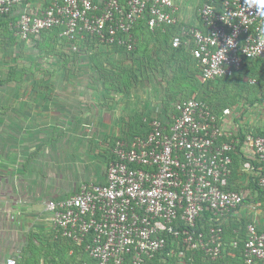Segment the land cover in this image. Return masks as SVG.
I'll use <instances>...</instances> for the list:
<instances>
[{"label": "built area", "instance_id": "built-area-1", "mask_svg": "<svg viewBox=\"0 0 264 264\" xmlns=\"http://www.w3.org/2000/svg\"><path fill=\"white\" fill-rule=\"evenodd\" d=\"M176 1L0 0V17L9 16L8 27L24 42L56 29L69 41L127 51L134 48L132 31L141 20L151 30L176 26L170 44L183 45L197 61L202 82L241 75L245 63L264 61V18L254 7L241 11L243 0H197L201 24L183 25ZM243 80L258 83L253 76ZM231 110L228 105L218 113L191 96L178 100L167 119H149L146 133L117 137L104 182H83L74 194L46 202L51 233L71 241L93 264H149L170 236L212 260L224 252L235 257L226 250L241 242L233 264H264V222L252 218L244 229L232 230L230 241L223 239L225 217L247 200L229 186L231 154L242 130L225 126ZM242 138L262 162L257 182L264 192V132L244 131ZM244 166L253 168L250 162ZM255 193L252 211L264 206L263 193ZM9 261L16 264L15 257L4 264Z\"/></svg>", "mask_w": 264, "mask_h": 264}, {"label": "rangeland", "instance_id": "rangeland-1", "mask_svg": "<svg viewBox=\"0 0 264 264\" xmlns=\"http://www.w3.org/2000/svg\"><path fill=\"white\" fill-rule=\"evenodd\" d=\"M189 7V16L197 18L199 15L198 3L196 8L192 3ZM182 23L183 25H188L187 22ZM174 32L175 31H170L168 33L169 41ZM37 40L38 42L19 41L11 38L7 32L5 33V31L2 33L0 32V79L5 81V84H0V145L4 143L6 144V138L9 134H13L15 129L19 130L22 128V126L13 125V121L26 123L27 113L33 112L24 109V103L34 101L35 107H40L43 103L36 106V101H53L54 98H59L60 100H57L61 101L60 103L62 105H65L64 103H66L67 105L65 106L67 108H75L77 107L76 99L79 95V106L72 110L77 111L80 114L82 113L85 117H88L89 115L92 116L91 119H84L83 123L78 125L76 129L77 131L78 128L80 130L83 128L84 132L81 135L85 136L84 141L79 140L81 146L79 143L77 146V149L80 151L79 158L81 161L79 162L82 163V166L87 167L92 171L95 170L100 174H104L109 163L107 157L110 156V144L114 139L121 135L127 136L128 134H131V120L129 119H133V117L140 114V116H142V114H148L149 117H151L157 111H161V113H169L178 100L184 99L177 96V89L179 90L177 87L179 83L182 85V82H179V78L182 77L184 80L186 71L182 70L183 68L179 71H172L173 69L166 65L165 56H161L160 46L154 48L152 45V47H150L152 55L151 64L145 63L141 66L134 65L132 60L125 58L122 55L119 56V54L114 53L118 55V58H114L113 54H111L110 58L116 63L111 64L106 62L105 67L103 66L106 69V75L101 76V72L93 67L89 58L95 53L106 52L110 54L112 52L94 46L92 47V50L88 52V50H90L89 47L91 46H87V48L82 46L81 48L79 46L74 47L71 44L65 45L64 42H60L58 38L54 37V34H40ZM109 54H106V56ZM67 59L69 60L65 62ZM62 60H64V63L66 64H64ZM152 61L154 62L152 63ZM136 67H141V69H136ZM127 69H132L130 72L134 71L133 73L136 74V78L128 81L125 80L127 85H123L122 81L118 80L119 73H122L124 77V72ZM95 71L98 74H96ZM256 73L257 75L261 74V72L258 71ZM20 74L24 76V81L21 84H17L12 80L13 78L11 79V82L6 81L9 80V77H18ZM40 75H44L45 77L38 78ZM55 76L57 78L53 79L52 77ZM173 76H175L176 79H173ZM105 77L106 83L104 82ZM258 80L259 84L263 81L262 77H259ZM103 83H105L106 87L103 86ZM29 86L32 87V92L34 93L29 94ZM54 86H60V89L61 87L64 88L54 92V90H51ZM258 86L261 91L264 84ZM36 87L37 89L34 90ZM106 88H111V90L107 91ZM253 88L254 87L249 88L246 85V87L239 90L234 86L233 91L231 92V98L239 93L243 94L244 97H237L236 100H234V102H237L229 105L232 107H238V110L243 107L251 108L252 105L249 104L246 98L248 95H250L249 98H251V100L254 98L253 94L250 93ZM79 90L81 91L80 94H74ZM46 91L48 93L44 95V92ZM41 93H43V95L39 96ZM262 94L264 95V90L262 91ZM257 95H259V93H257ZM186 96L191 97L192 94L188 96L186 93ZM256 101L261 103V100ZM8 106H10V108H8ZM106 108L108 109V112L106 111ZM262 109H264V107ZM102 113H109L112 115L114 118L111 120L116 121V123H110L109 125L106 124V122L102 120L103 118H106V115L102 116ZM44 114L42 113L41 116L49 119L50 114L48 115V112L46 115ZM251 117L254 118L256 123H263L262 111L260 109L257 110V107H255V111L252 113ZM79 122L81 123V121ZM136 123H138V121ZM22 131L23 129L21 132ZM62 132L66 133L67 129L63 127ZM70 133V130L68 136L65 134L62 136L59 133L58 137L62 138V141L64 142H61L64 145L66 140L69 139L70 145H72L70 149H72L75 148L73 145L76 141L71 140ZM108 138L110 140L107 144L106 140H108ZM5 155L6 154L3 153V160L5 159ZM66 162L67 158H63L57 167L59 170L61 169L60 172H62V174L71 175L75 170L70 169V165ZM8 167H10V165ZM16 183L17 179L16 176H14L10 181H7V183L5 182V189L10 187V185L14 187ZM7 193V191H0V195H3V199L5 200L3 204H0L1 208L7 209L10 201H12V196L8 198V196H6ZM254 199L255 197L252 196L249 200H246V205L250 206L251 204L252 206ZM1 201L2 200H0V203ZM21 207L28 210L27 206H16L15 204L12 206V208L16 210H20ZM256 208L257 210L254 209L256 213L259 209L264 211L263 204ZM26 215L27 214L25 213L24 217ZM24 217L21 216L20 218H17L18 225H20L22 220L28 226H36L34 222L29 225L30 220H24ZM250 217L244 216L246 224L251 222L252 219L250 220ZM48 222L50 223L48 232L51 233L52 226L50 221L41 222L38 226H43L44 224H48ZM20 226L22 227V225ZM32 231L35 232L36 230L30 229L25 235H22L20 232H14L12 238L15 242H17L19 237L21 243H23V240L25 243H29V233ZM28 234L29 236L27 237ZM40 236L45 239L49 234H47L46 237L43 235ZM174 256L175 255H172V257ZM84 257L88 259L87 255H84ZM183 263V259H180L179 255L169 261V264Z\"/></svg>", "mask_w": 264, "mask_h": 264}, {"label": "crops", "instance_id": "crops-1", "mask_svg": "<svg viewBox=\"0 0 264 264\" xmlns=\"http://www.w3.org/2000/svg\"><path fill=\"white\" fill-rule=\"evenodd\" d=\"M191 3L194 4V7L196 8L198 1L177 0L175 15L180 23L187 22L188 24L200 25L201 22L199 15L197 18L189 16V6ZM2 29H4L3 26ZM73 44L74 47H80L83 45L80 43ZM85 45L91 46L89 44L87 45L86 43ZM106 51L112 52L109 55L113 54L114 58H118L117 54H119V56L122 55L118 52H113V50H110L109 48H106ZM161 56H164L163 52L161 53ZM257 62L259 63V61H253V63ZM251 64L252 62L245 66V69L248 72H250ZM43 77L45 76L40 75L38 78ZM52 78L56 79L57 77L55 76ZM29 87V94L34 93L32 92V87ZM63 88L64 87H61V89ZM59 89L60 86H54V88L51 90H54L55 92ZM106 90L109 91L111 88H106ZM263 90L264 88L262 91ZM80 92L81 91L79 90L74 94H80ZM46 93L48 92H44V95ZM42 95L43 93H41L39 96ZM261 95L262 93H259V96ZM177 96L179 97V94H177ZM57 99L59 98H54L53 101H36V106L43 103V105L40 107H35L34 101L24 103V109H28L33 112L27 113L26 123L13 121V125H19L22 126V128L19 130L15 129L14 133L9 134L6 138V144L4 143L5 145H0V191H7L8 193L6 196H8V198L12 196V201H10L7 209L1 208L0 206V264H4L7 258L15 257L23 250L25 241L23 240V243H21V240L18 237L17 242H15L12 238L14 232H20L22 235H25L28 230L33 229L36 231H32L29 234H33V236L35 235L39 240L43 239L40 235L46 237L47 234H50L48 232V229L50 228L49 222L43 226H38L41 222L49 221L48 214L45 210V204L49 199H62L68 197L74 194L79 188L80 184L83 182L101 183L105 180V173L100 174L95 170L92 171L89 168L82 166V163L79 162L81 159L79 158L80 151L77 149V146L78 143L81 146L79 140L84 141L85 136L81 135L84 132L83 128L81 130L78 128L77 131L76 129L78 125L83 123L84 119H91L92 116L89 115L88 117H85L82 113L80 114L77 111L72 110L78 108L79 106V95L76 99L77 107L75 108H67L65 106L67 105L66 103H64L65 105H62L60 103L61 101H59L60 99ZM263 102L264 95L261 98V103L256 101L254 104H252L251 108L243 107L242 109L238 110V107L231 106V113L225 119V126L227 129L230 132L237 128L253 133H255L257 129L264 131V109H262L264 107ZM255 107H257V110L260 109L262 111L263 123L261 124L256 123L254 118L251 117L252 113L255 111ZM8 108H10V106H8ZM173 109L174 105L171 111ZM106 111L108 112L107 108ZM47 112L48 115L50 114L49 119L41 116L42 113H45L44 115H46ZM169 114L170 112L161 113V111H157L151 117H149L148 114H142V117L140 114L129 120H131L132 125H137L138 123L136 122L141 119H151L152 117L167 119ZM103 115H106V118L102 119L106 122V124L109 125L110 123H116V121L111 120L114 117L109 113H102V116ZM79 121H81V123ZM63 127L67 129L66 133L62 132ZM22 129L23 131L21 132ZM69 130L71 132V140L76 141L77 143H74L73 147L75 148L72 149H70L72 145H70L69 139L66 140V142L69 143L65 142L64 145L62 143L64 142L62 141V138L58 137L59 133L62 136H64V134L68 136ZM109 140V138L106 140L107 144ZM111 146L112 144L110 147ZM235 151L236 152L232 161V173L229 178V186L232 189H236L245 193L247 200H249V198L252 196H256V193L250 188L251 181H254V177H257L261 174L262 162L256 158V155L252 149L243 141L242 144L239 145L238 149H235ZM3 153L6 154L4 157L5 161L2 158ZM63 158H67L66 163L70 165V169L75 170L73 174L64 175L62 172H60L61 169H58L57 166L61 163ZM245 162H250L253 168L246 169L244 166ZM252 162L257 164V166L259 165L257 169L252 164ZM9 165L10 167H8ZM14 176H16L17 179L15 186L12 187L10 185V187L5 189V182L7 183V181H10V179H12ZM0 197V200H2L0 204H3L5 201L3 199V195H0ZM13 204L16 206H27L28 210H25L26 208L24 207H21L20 210H16L12 208ZM250 206L246 205L245 202V204L239 210L228 213V215L225 217V225L228 226L230 222L239 221L241 218H244V216H251L249 218L250 220L254 218L259 222H264V211H257L256 213V211L251 210ZM25 213L27 215L24 217ZM21 216L24 217V220H30L29 225L34 222L36 226H28L21 220V227L18 225L17 220V218H20Z\"/></svg>", "mask_w": 264, "mask_h": 264}, {"label": "trees", "instance_id": "trees-1", "mask_svg": "<svg viewBox=\"0 0 264 264\" xmlns=\"http://www.w3.org/2000/svg\"><path fill=\"white\" fill-rule=\"evenodd\" d=\"M9 22V16H2L0 17V32L2 33L5 31L7 32L11 38L16 39V36L13 33V30L8 27ZM2 26L4 29H2ZM176 26H168L165 31L163 29H155L151 30L148 27H146V24L143 20H141L136 27L133 29V34L136 36V42L134 44V48L131 51L124 50L119 47H111L110 50H113L114 52H118L122 54L123 57L128 58L134 62V65L136 64L141 66L142 64L148 63L151 64V51L150 47L157 48V46L161 47V53H164L165 56V62L168 67H171L173 70H182L186 71L184 80L182 77L179 78V82H182L180 85H178L177 93L179 94V97H182L184 99L189 98L192 94V96L206 101L208 104H210L216 112H220L221 109L225 106H228L229 104H234V100H236L237 97L240 96V98H243L244 95L239 93L231 98V92L233 91V87H237V89H243L246 87V85L252 89L250 91L251 94H253L254 98L251 100L250 95L246 98L249 102V104H254V101L261 100L263 97V94L261 96L257 95V93H262V89L260 91L259 86L260 84H264V61H259V63H253L250 65V72H248L245 69V66L248 64H244L243 70L241 72V75H238L237 73L233 76L228 77H221L214 80L202 82L199 78V68L197 65V61L191 56V54L186 50V48L181 45L177 48H174L171 46L169 41V35L168 33L170 31H176ZM48 32L42 31L41 34H54V37L58 38L59 41L64 42V44H71L74 46L73 43H80L83 44L86 48L85 42L79 41H69L68 39L64 37L59 36V31L56 29L47 30ZM20 41V40H19ZM38 40L35 39L33 42ZM63 44V43H61ZM78 44V45H80ZM81 45L80 47L82 48ZM67 47V46H66ZM93 45L89 47L90 52L92 50ZM106 54L109 53H95L89 60L91 61L93 67L95 69H98L101 72V76L106 75V69L105 63L109 62L111 64L116 63L114 60L110 58V55L106 56ZM62 55V54H61ZM163 56V57H164ZM69 59H67L65 62H67ZM99 61V62H98ZM64 63V60H62ZM154 61H152L153 63ZM66 64V63H64ZM196 64V65H195ZM104 66V67H103ZM258 66V68H257ZM136 69H141L137 68ZM170 69V68H169ZM132 69H127L124 73L125 76L123 77L122 73H119L118 80L122 81L123 85H127L125 82L130 79H135L136 74L133 73L134 71H131ZM171 70V69H170ZM261 72L260 75H257L256 72ZM96 72V71H95ZM13 73V72H12ZM96 74H98L96 72ZM175 74V73H174ZM26 76V75H25ZM176 76V75H175ZM175 76L172 78L174 79ZM243 76H253L257 79L256 84H249L248 82H245L243 80ZM177 77V76H176ZM262 77L263 81L259 84L258 78ZM13 78V79H12ZM24 76L20 74L18 77H9L6 80L8 82H11V79L15 81L17 84H21L24 81ZM182 78V79H181ZM176 79V78H175ZM12 81V82H13ZM36 82V81H35ZM33 82V83H35ZM104 82L106 83V77L104 78ZM185 82V84H184ZM105 83H103V86L106 87ZM0 84H5L4 80L0 79ZM10 84V83H9ZM122 85V86H123ZM264 88V86H263ZM37 89V88H34ZM181 89V90H180ZM186 93L189 97L186 96ZM257 97V98H256ZM260 97V98H259ZM182 100V99H181ZM148 120V118H146ZM130 132L131 134H128L127 136H133L138 135L141 133H146L148 130L147 123L144 120H139L137 125H130ZM264 131L257 129L255 134H263ZM244 131L239 130V144L236 146L238 149L239 145L242 144V136ZM119 137H125V136H119ZM115 141V139H114ZM114 141L111 144H114ZM110 144V145H111ZM236 151L233 152V156ZM110 156H108L109 162L114 160V156L112 152H109ZM257 169V164L253 163ZM261 165V164H260ZM258 176L254 177V181H251V189L252 191L256 192L257 190L259 193H263L262 197L264 199V192L259 190L258 188ZM258 193V196L260 194ZM260 198V197H259ZM206 217V214H205ZM207 218V217H206ZM200 224V223H199ZM206 225L207 222H205ZM246 226V221L244 218H241L239 221L230 222L228 226L225 225V223L222 225L223 227V239L230 241L232 237H234V234L232 232L233 229H244ZM208 226H206L207 228ZM227 228V231H226ZM30 242H26L23 245V250L15 256L16 264H93L94 260L89 257V255L82 250L79 251V249L73 244L71 241L62 238L61 236H55L54 233H50L49 236L45 239L39 240L35 235L33 234L29 236ZM173 237L170 236L168 238V245L165 247V251L161 253L160 255H157L155 258H153L149 264H169V261L173 258H176L180 251H183V255L180 257V259H183V264H233L236 261H239V249L241 248V242L240 247L238 249H234L231 247H228L226 252L232 251L235 253V257L223 254V257L217 258L215 260L210 259L208 256H205L204 253L200 250H185V248L181 247V245H178V242L174 240L172 243ZM48 241V242H47ZM175 251V256L172 257L167 254L169 250ZM84 255L88 256V259L84 257ZM203 258V260H202ZM206 259V260H205Z\"/></svg>", "mask_w": 264, "mask_h": 264}, {"label": "clouds", "instance_id": "clouds-1", "mask_svg": "<svg viewBox=\"0 0 264 264\" xmlns=\"http://www.w3.org/2000/svg\"><path fill=\"white\" fill-rule=\"evenodd\" d=\"M240 7L241 11H247L254 7L259 17L264 18V0H243V5ZM148 120L145 119L144 121L147 123ZM9 264H14V261H9Z\"/></svg>", "mask_w": 264, "mask_h": 264}]
</instances>
